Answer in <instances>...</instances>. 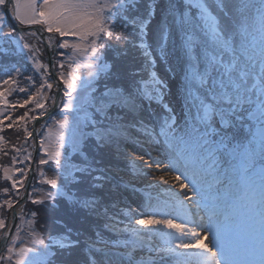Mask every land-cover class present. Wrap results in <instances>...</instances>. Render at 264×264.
<instances>
[{
  "label": "snow or ice",
  "instance_id": "6c2138e0",
  "mask_svg": "<svg viewBox=\"0 0 264 264\" xmlns=\"http://www.w3.org/2000/svg\"><path fill=\"white\" fill-rule=\"evenodd\" d=\"M129 51L139 57L106 60ZM0 89V132L24 133L2 169L0 264H264V0H0ZM30 104L38 115L12 118ZM45 115L55 131L35 163L47 172L31 166L39 133L26 126ZM161 171L179 173L164 201L148 180ZM26 202L40 207L25 230Z\"/></svg>",
  "mask_w": 264,
  "mask_h": 264
},
{
  "label": "trees",
  "instance_id": "16d2710c",
  "mask_svg": "<svg viewBox=\"0 0 264 264\" xmlns=\"http://www.w3.org/2000/svg\"><path fill=\"white\" fill-rule=\"evenodd\" d=\"M57 39V37H56ZM42 46V45H41ZM43 47V46H42ZM59 51H64L69 52V50H59ZM133 57H139V53L135 52V51H129L126 58L125 57H121L120 54L115 53V52H109L106 54V60L108 63H112L114 60H121L124 63H130L133 59ZM61 57L60 56H55V59L59 60ZM44 62L46 61V53L43 54V59ZM56 72L59 71V69H55ZM36 76L38 77L39 74L37 73ZM34 91V89H32ZM13 99H18V98H22L25 97V94L23 93H14L13 94ZM30 111V115H38L40 110L35 108L34 104H30L28 106H26V108H20L17 107L15 110H11V116L13 119H15L17 116L22 115L24 111L29 110ZM58 110H59V106H58ZM50 121H52L51 119H47L46 122L44 124H42L41 126V130L39 131V139L41 138V136L43 135L44 131L46 130L45 128H47L50 124ZM10 121L9 120H5V125H7ZM31 120H28L27 122V128L30 131L31 129V125H32ZM47 125V127L45 126ZM0 135H2L4 137V143L1 144L0 147V188H3L5 186H9L10 182H5L3 180V166H11V156L14 154L11 151V146L12 145H17L19 146L21 143H23L24 140V133L23 131H17V129L15 127H13L12 129H8L7 127L4 128L3 132H0ZM28 145H29V140H28ZM7 151L8 155H4L3 153ZM121 167H123V164H121ZM36 178L34 179V185H36ZM38 187H43L41 185H37ZM0 199H3L2 196H0ZM38 207L40 206H36V205H32L31 202H26L23 205L24 208V218L25 217H30L28 215L29 212L36 210ZM8 212L5 213V215L7 216ZM48 230L45 231L44 235L45 237H47V235L49 234V232H53L54 233V228L55 226H57V221L58 218L60 216H64L65 215V209L63 204H60L59 206L49 209L48 210ZM65 219H67V217H65ZM68 223L73 226V227H77V225H75L71 220H68Z\"/></svg>",
  "mask_w": 264,
  "mask_h": 264
},
{
  "label": "rangeland",
  "instance_id": "374dc122",
  "mask_svg": "<svg viewBox=\"0 0 264 264\" xmlns=\"http://www.w3.org/2000/svg\"><path fill=\"white\" fill-rule=\"evenodd\" d=\"M39 3H42V0H38V4H39ZM26 31H30V30H26ZM50 36L52 37L53 41L56 40V35H55V34H50V33L45 32V40H46L48 37H50ZM68 39L70 40V42H72V41H75L76 38L71 37V38H68ZM33 42H35V41H33ZM42 46H43V45H42ZM69 54H70V50H69V52H66V55H65L64 57H61V58L59 59V60H63V61L65 62V69H64V71H67V70H68V68H67V63H68V61H67V55H69ZM38 55H39V54H38ZM42 62L45 63V64H47V59H46L45 62L42 60ZM173 63H175V60H173ZM54 70H55V68H54ZM55 72H56V70H55ZM85 72H86L85 69H83V68L80 69V73H81V74H84ZM157 72L159 73V75H161V76L163 77V76L165 75V73L168 72V65H167V64L158 63V64H157ZM49 82H53V81L50 79ZM6 87H7V86H4V88H6ZM62 89H63V86L61 87V96H62ZM0 90H2V89H0ZM55 91H56V89L54 88L51 92H47V91H46V92L44 93V95H45V96H51V95L55 94ZM13 94H14V93H13ZM13 94H12L11 96L8 97V99H9L10 102H11V101H15V100H17V99H13V97H12ZM24 98H25V97L18 98V99H19V100H23ZM0 107H3V106H0ZM50 107H51V101L49 100V101L46 103V108L49 109ZM53 113H54V114H57V118H60L59 115H58L59 110H56V111L53 112ZM7 114H8V113L6 112L5 115H7ZM42 124H43V122H41V121H39V122L37 123V125H36V133H39V131L41 130V126H42ZM49 127H53V121H50L49 126H48L47 128H45L46 130L44 131V133H43V135L41 136V138H46V137H47V132H48V128H49ZM30 131H31V129H30ZM53 131H55L54 127H53ZM37 137H38V141H39V136H37ZM0 147H1V144H0ZM34 148H35V141H34L33 139H29V145H28V149H27V150H28L29 152H31L32 155H33V152H34ZM128 151H129L133 156H137V155H140V154H141V153H139V152L134 151L131 147L128 148ZM153 155L155 156L156 153L153 152ZM39 158H40V154H39L38 151H37V153H36V157H35V161H38ZM146 159H147V158H146ZM165 163H166V161H165ZM162 165H163V164H162ZM163 166H164V165H163ZM32 168H33L34 170L37 169V168H39V169L44 170V171L47 172L48 166H47V165L40 166V165H38V163H35V162H34ZM48 174L51 175V173H48ZM16 175L18 176L19 174L17 173ZM159 175H163L164 178H165V180H166L167 176H170V175H175V176H176V175H179V173H177V172H163V174H155L154 176H150V177L148 178V180H149L151 183L156 184V185L158 186V192H159V194H160V199H161V201H164V200H167V199H168V196L166 195V193H167L168 191H172V189L170 188L169 184H168V185H167V184H163V183H161V182L159 181ZM35 178L38 179L39 177L37 176V177H35ZM35 178H33L32 175H31V182H30V184L34 185V179H35ZM181 179H183V177H181ZM43 187H46V186H43ZM43 187H42V188H43ZM137 187L142 188V187H144V185L138 183V184H137ZM29 190H31V189L29 188ZM20 191H21V194L23 195V193H24V189H21ZM124 195H125V197L128 199L129 202H134V203H132V206H133V207H135V206H136V203L140 202V200L142 199V197H141V195H140L139 193L133 194L131 191L125 192ZM153 195H154V196L156 195V192H155V191L153 192ZM154 202H155V201H154ZM187 204L190 205L189 202H188ZM19 211H20V209L17 208V212H19ZM26 220H30V217H28V218L25 217L23 220H17L16 223L20 224V226L26 230V227H27L26 224H25V221H26ZM7 221H8V223H9V227H10V226H11V221H12L11 212H8V214H7Z\"/></svg>",
  "mask_w": 264,
  "mask_h": 264
},
{
  "label": "water",
  "instance_id": "95a60500",
  "mask_svg": "<svg viewBox=\"0 0 264 264\" xmlns=\"http://www.w3.org/2000/svg\"><path fill=\"white\" fill-rule=\"evenodd\" d=\"M25 27V30H30V31H35L37 29L40 28L39 25H32V26H24ZM38 35L42 36L44 39H45V32L41 31L40 33H38ZM46 59H47V63H48V60H49V57L46 53ZM50 72H55L54 68H50L49 69ZM57 81H58V77H57ZM54 82V81H53ZM62 87V84L60 85V88ZM56 93V91H55ZM56 108V107H55ZM55 108H53L52 106L48 109L49 111L51 112H54ZM48 116L45 115L43 117H40L39 119H37L36 121H33L32 122V126H31V131H34L36 133V125L39 121H43L47 118ZM35 148H34V152H33V161L35 162V157H36V153H37V148H38V137L36 136L35 139ZM34 163H32L31 166H33ZM31 175L32 173L29 172V177H30V180L28 182H26V184H29L31 182ZM24 194V193H23ZM11 225H12V221H11ZM11 227V226H10Z\"/></svg>",
  "mask_w": 264,
  "mask_h": 264
},
{
  "label": "bare ground",
  "instance_id": "6f19581e",
  "mask_svg": "<svg viewBox=\"0 0 264 264\" xmlns=\"http://www.w3.org/2000/svg\"><path fill=\"white\" fill-rule=\"evenodd\" d=\"M155 167V166H153ZM161 169H163V165L161 164ZM157 174H163V171L157 173ZM175 175H170V176H167L166 180L168 181V184L170 186V188L172 189V191H176V192H179L180 189H179V182L175 181ZM167 184V185H168ZM185 203L187 204L188 201H185ZM189 205V204H188ZM189 208L192 210V216H191V220H198L199 217L201 216H205V213L203 211H200L199 213L196 212V210L192 207V205L190 204L189 205ZM209 239H213V236L211 234H209ZM207 242V241H205Z\"/></svg>",
  "mask_w": 264,
  "mask_h": 264
}]
</instances>
